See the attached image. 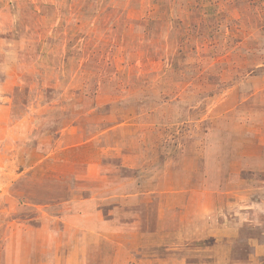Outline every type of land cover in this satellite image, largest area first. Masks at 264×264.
<instances>
[{"label":"rangeland","instance_id":"374dc122","mask_svg":"<svg viewBox=\"0 0 264 264\" xmlns=\"http://www.w3.org/2000/svg\"><path fill=\"white\" fill-rule=\"evenodd\" d=\"M0 6L13 19L0 27V118L10 120L0 122V264H46L40 232L47 229L141 221L153 231L152 198L161 189L165 202L183 200L191 178L207 191L206 208L236 201L245 218L257 213L244 208L264 201V0ZM7 49L23 58L4 59ZM27 115L32 132L23 137ZM72 123L85 131L82 141L112 130L51 155ZM76 138L60 144L76 145ZM93 160L102 164L95 176L87 169ZM128 194L142 201L124 207L106 198ZM219 211L233 215L229 207ZM249 221L235 238L209 235L159 255L192 264H264V217Z\"/></svg>","mask_w":264,"mask_h":264},{"label":"crops","instance_id":"0c3cea01","mask_svg":"<svg viewBox=\"0 0 264 264\" xmlns=\"http://www.w3.org/2000/svg\"><path fill=\"white\" fill-rule=\"evenodd\" d=\"M42 1L44 2V0ZM35 2L36 1H34V3ZM4 6L5 5H3L2 8ZM1 13L0 27L9 28L10 23L13 21L11 18L12 16L10 17V15H5V13L0 10V14ZM4 51H6L5 53L7 54L11 52L8 49ZM9 55H11V57ZM9 55H4V59L7 58L9 60L12 58H23V54L21 53L20 56L15 54ZM2 71L5 72V70ZM9 72L10 69H6L5 74L10 75L11 73L9 74ZM5 108L10 111V101ZM8 115L9 114H7V116ZM3 117H6V115ZM1 121L9 122L10 120H6L1 117L0 122ZM27 122L29 123L28 128L24 127L20 131V134L23 137L28 136L32 132V120L28 115ZM77 126L78 127H75V124H73L70 126L67 134L66 129L56 138V144L59 145L55 147V150L51 152V155L63 149L69 150L90 144L91 142L95 143L96 140L101 137H105L104 135L112 130H100L98 135L95 132L89 133L85 141H82V139L85 138L83 134L85 131L81 129L80 124ZM14 128L15 127H13V129ZM67 136L71 137L67 139ZM76 136L78 137V140H80L78 144L75 145L71 142L73 145L69 147L67 145L70 142H67V145L64 144V147L60 144L63 140V142L70 140L75 141L77 139ZM259 165L262 166L261 169L264 170V159L260 160ZM101 166L102 164L93 160L87 169L91 176H95L97 172L100 171ZM176 166L179 168V162ZM122 167L132 168V164L130 163L127 166ZM161 180L164 179L158 178L155 181V185L158 188L163 186ZM129 181L130 180L126 178L124 183L129 184ZM188 181L189 182L184 185L185 188H189V190L185 191L186 196L183 200H178L177 196L174 198L173 202L169 199L165 202L161 189L154 196L155 199L152 198V200H155L153 203H157V227L153 231H148L142 225L139 226L141 221L138 220L139 222L133 221L129 225L124 226H112L110 225V222L104 227H96L93 225L75 226L74 224L72 227L67 228V230H61L60 232H53L50 229H47L46 232H40L41 235L45 237V242L41 246V250L45 252L42 258L43 262L41 263L73 264L75 262L74 264H177V260H179V263L181 264H192L188 263L187 259L183 261L178 259L174 253L169 254V256H166L165 258H161L159 252L162 249L168 252L170 251L171 253L172 251L178 250L177 246H181V244L186 246L184 243L206 241L209 235H214L216 241L235 238L239 234L240 229L243 228L244 225H247V223L245 224V221L250 222L249 220H253L254 217L257 220L264 217V201H257L254 207L247 206L244 208L247 210L256 208L255 210L257 213L250 215L248 219L245 218L244 213H246V211H241L240 204H236V201L231 204L224 205L222 202L221 205L219 204L220 206L215 205V207L211 206L206 208L205 204L207 202V196L204 197L203 193L207 191L202 190V187L199 189L193 182L192 178ZM191 193L194 195V198L191 197ZM187 195H189V198H187ZM106 198L108 202L120 203L121 205H124V207L126 205H134L135 203L142 201V197L138 194H128L123 196L111 195ZM86 202L91 203L90 200H87ZM192 202L197 203L196 211H192ZM225 207H229L230 211H233V215H229L228 213L224 214L223 211L222 213H220L221 211L218 212V209H224ZM212 217H214V224H209V219ZM71 219L75 220V218ZM160 219L162 220L161 224ZM166 224L167 228L165 227ZM68 235H71L72 237L67 238ZM112 235H119V239L112 241ZM98 237L103 239V243L97 242ZM252 241L249 243H252ZM199 257L202 258L205 257V255H199ZM202 260L203 259L199 260L200 262L196 261L197 263L194 264H203L201 263Z\"/></svg>","mask_w":264,"mask_h":264}]
</instances>
